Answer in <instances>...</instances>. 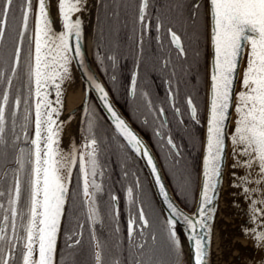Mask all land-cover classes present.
Listing matches in <instances>:
<instances>
[{
    "label": "snow or ice",
    "instance_id": "obj_1",
    "mask_svg": "<svg viewBox=\"0 0 264 264\" xmlns=\"http://www.w3.org/2000/svg\"><path fill=\"white\" fill-rule=\"evenodd\" d=\"M154 3L155 0L139 2L137 22L142 26V36L152 28L149 9ZM86 4L87 0H58L61 30L57 31L50 17L49 0H0V85H4L0 91V168L14 165L0 175V181L7 183L6 188L0 183V264H57L62 221L70 198L76 195L81 199L85 220H76L65 237V246L74 252L79 250L82 229L87 225L94 264H106V251L113 253L107 264H178L183 255L178 222L183 223L188 233L189 264H209L211 230L218 211L227 155L226 138L230 139L232 147L230 167L244 169L242 175L232 173L234 182L230 185L240 188L250 201L249 219L254 227L245 228L244 232L255 240L257 247H264V0H207L212 50L210 90L202 183L192 215L170 199L147 146L114 110L104 88L85 70L111 114L116 132L133 152L146 158L168 209V216L162 222L151 221L143 207H136L134 189L129 187L127 199L132 207L126 240L122 243L116 239L111 248L101 239L103 218L99 198L104 195V187L99 178L104 171L98 159L99 143L93 135L94 119L88 120V135L82 145H73L70 151L61 147L62 86L71 78L74 60L84 68L83 22L78 16L73 17L84 11ZM185 7L183 2L176 5L181 15ZM203 8L201 0H194L188 10L187 19L193 27L204 15ZM33 18L34 27L30 31ZM154 19L155 30L161 33L164 22L159 15ZM166 33L177 55L185 57L181 35L172 27H168ZM196 35L198 38V33ZM156 38L159 40L160 36ZM139 43L142 46V38ZM22 53H25L23 76ZM245 58L241 77L238 69L244 65ZM136 83L134 74L133 94ZM237 85L239 91H236ZM53 91L55 100L49 98ZM186 103L191 119L200 124L197 106L191 98ZM176 112L179 114V108ZM232 112L235 127L228 132ZM159 113L164 115V109ZM167 145L170 154L176 158L181 156L172 138L167 139ZM77 167L76 190L73 191V170ZM179 182L187 189L189 179L182 172ZM107 195L112 206L108 215L115 218L118 197L111 192ZM120 231L119 226L114 228L115 234Z\"/></svg>",
    "mask_w": 264,
    "mask_h": 264
},
{
    "label": "flooded vegetation",
    "instance_id": "obj_2",
    "mask_svg": "<svg viewBox=\"0 0 264 264\" xmlns=\"http://www.w3.org/2000/svg\"><path fill=\"white\" fill-rule=\"evenodd\" d=\"M114 2L116 3L115 21L118 22V19H120V21L123 20L128 23H124L122 28L117 24L116 29H114L115 40L112 55L114 59H112V63L115 74L111 76V81L109 82L107 78L102 77L99 70H97L107 85L117 106L129 119L131 124L149 142L162 166L160 153L165 151L169 156H172L170 154V146L167 145L168 138H172L173 142L181 150L179 144L182 139L179 136L181 131L201 128L200 124H197L191 119L186 101L188 98L193 100L198 108V115L201 122L203 112L200 113L199 97L202 93L204 96L205 82L203 84V90L201 82L203 80L205 81V77L202 78L200 66L194 72L190 67L184 65V71H186L183 72L184 75L178 73V68L174 64L175 59L183 63L185 62L181 60L183 57H179L174 46L170 44V38L167 36L166 29L172 27L174 31L181 35L185 51L188 54L191 50L190 41L186 35L187 30L185 26L178 23L176 17L173 18L165 14L163 0H155L154 6H150L149 11L153 17L152 28L143 36L141 34L142 26L137 22L140 0H114ZM193 2L194 0H191L189 3L188 10L191 8ZM201 3L204 4V1L201 0ZM129 4H132V6L135 5L134 8H129L130 13L128 14L123 13L125 11L129 12L127 7L124 8V6ZM33 10L35 12V2L33 4ZM156 15L160 16L165 25L161 33H157L155 30L156 21L154 17ZM119 17H123V19ZM33 20L30 21V31L33 28ZM158 35L160 36L159 40L156 38ZM141 38L143 40L142 46L139 43ZM97 49L99 48L96 46L94 50V46L92 45V58L93 61L94 59L97 61L96 68L98 66L99 69L103 70L94 55ZM25 51H27L26 48ZM23 56L24 53H22ZM179 69L182 70L183 68L179 67ZM134 74L137 81L135 94L132 93L131 87V80ZM161 108L164 109V115H160L159 113ZM176 108H179V114H177ZM87 116L88 112L85 122H87ZM110 129L111 132H109L108 137L114 139V141L98 142V159L104 171L103 177L99 178L102 180L104 187V195L99 198V208L103 218V235L101 239L106 241L108 248H111L116 239H119L122 243L126 240L127 220L132 207L127 199V189L129 187L134 189V195L137 200L136 207H143L148 216V210L144 204L146 203L145 179L148 183L146 173L139 160L119 135L111 126ZM157 132H160L161 135L158 136L156 134ZM87 135L88 132L84 130L83 126L79 146L84 143V138ZM13 166L10 165L9 168ZM77 177L78 167L73 170V191L76 190ZM10 180L11 178L9 177L8 182ZM137 181H139L138 187ZM0 183H3L5 188L7 187V183L4 181H0ZM109 192L118 197L114 206L118 212V216L115 218L108 215L112 207L107 195ZM80 204L81 199L79 195L70 198L69 205L67 206V215L63 219L61 229L57 264L62 257L65 264H74V262L75 264H94L92 258V242L87 225L82 229V244L79 250L74 252V250L67 249L65 246V237L74 228L76 220L79 219L81 222L85 220L83 215L84 210L80 208ZM148 218L150 219L149 216ZM116 226H119L121 229L118 235L114 233ZM112 254V252L106 251V264Z\"/></svg>",
    "mask_w": 264,
    "mask_h": 264
},
{
    "label": "trees",
    "instance_id": "obj_3",
    "mask_svg": "<svg viewBox=\"0 0 264 264\" xmlns=\"http://www.w3.org/2000/svg\"><path fill=\"white\" fill-rule=\"evenodd\" d=\"M185 3L186 7L183 10V15L180 14V10L176 8V5L180 3ZM190 1L187 0H163V6L165 14L171 17H176V21L180 23L182 26H185L186 35L190 41L191 50L186 53V56L181 58L185 63L178 61L175 59L174 64L178 68V73L180 75H184L183 72L185 67L184 65L191 68L192 71H197L199 66L201 69L202 78L205 77V57H206V39H205V15L199 18L195 27L192 26V22L187 19L189 15L188 7ZM203 4V3H202ZM204 5V4H203ZM116 3L114 0H98L97 10H96V19L94 25V33H93V46L94 50L97 46V49L94 52L95 57L99 61L101 67L103 68L104 74L107 80L111 81V76L115 74V70L113 68L112 58L113 55V47L115 40V32L116 25L118 24L120 28L123 27L124 23H128L118 19V22L115 21L114 14L116 12ZM135 6V5H134ZM132 4L124 6L127 7L129 12L125 11L123 13H130L129 8H134ZM204 12V8H203ZM123 19V17H119ZM198 33V38L197 34ZM26 53V51H25ZM24 53V55H25ZM23 60L22 57V69L21 75L23 76ZM102 61V62H101ZM188 62V63H187ZM188 64V65H187ZM179 67L183 68L182 70ZM26 79V77H24ZM204 80L201 82V87L203 90ZM16 82L14 81V84ZM4 85H0V91L3 90ZM13 94L15 93V88H13ZM204 106V96L203 93L199 97V109L200 113L203 112ZM89 116L94 119V127H93V135L96 137L98 142H112L114 139L109 138L108 134L111 132L110 125L105 120V118L101 115L96 105L93 104L92 109L90 110ZM89 118H87L88 122ZM182 139L179 144L181 147V156L176 158L174 154L169 156L165 151L160 153V159L163 167V171L165 176L169 182L171 190L173 191L175 197L187 208H190L193 204L195 191H196V183H197V173H198V156L200 151L201 144V128L198 129H186L182 130L180 135ZM179 163H176V161ZM9 165H6L3 168H0V175L3 174L6 168H9ZM182 172L189 179V185L187 189L181 187L179 182V173ZM145 190H146V203L145 206L148 210V216L150 220L153 222H162L163 217L162 214L153 198V194L149 188L147 180L145 179ZM183 252V251H182ZM61 261H64L63 257L58 261V264H61ZM65 264V261H64ZM178 264H186L185 255L183 252L182 257L178 261Z\"/></svg>",
    "mask_w": 264,
    "mask_h": 264
},
{
    "label": "water",
    "instance_id": "obj_4",
    "mask_svg": "<svg viewBox=\"0 0 264 264\" xmlns=\"http://www.w3.org/2000/svg\"><path fill=\"white\" fill-rule=\"evenodd\" d=\"M204 1V8H205V21H206V62H205V94H204V112H203V118L202 121L200 122V126H201V144H200V152H199V157H198V173H197V183H196V191H195V197H194V201L193 204L190 208H186L174 195V193L171 190V187L168 183V180L163 172L162 166L159 162L158 157L156 156L155 152L153 151L152 147L150 146L149 142L144 138V136L131 124V122L129 121V119L123 114V112L121 111V109L117 106V104L115 103L107 85L105 84L103 78L101 77V75L99 74L96 65L92 59V52H91V45H92V39H93V33H94V27L91 29V37L89 38L90 35V30L87 29V25H86V21H85V15L84 12H80L78 14H76L73 19H75L77 16L82 20V30H83V36L81 39V51L84 54V68H81L79 62L77 61H73V66L75 67L79 78L81 80L82 83V90H83V97L81 102L74 108H71L65 112H62L59 116V121L62 122H66L69 117H71L73 114L75 113H79V115L81 116V122L77 125L76 128V133H75V142L77 143V147L79 146V141L81 139V133H82V128H83V122L88 110V105L90 100L92 99L93 102L95 103V105L97 106V108L99 109V111L101 112V114L103 115V117L105 118V120L108 122V124L112 127V129L116 132L115 130V125L113 123L111 114L107 111V109L104 107V103L103 101L100 99V94L98 93V91L95 89V87L92 85L91 81L88 79V75L87 73L91 74L95 80L97 82H99V84L104 88L105 92L108 93V99L109 102L112 104L114 110L118 113V115L125 120V122L127 123V125L129 126V128L144 142V144L147 146V149L149 151V153L152 155L154 162L156 163L157 167H158V171L161 175V178L163 180V183L166 185V189L169 193L170 199L182 210L184 211L186 214L188 215H192L193 212H195L197 204H198V198H199V190H200V186L202 183V160H203V155H204V146H205V140H206V120H207V111H208V103H209V90H210V78H209V73H210V61H211V57H212V50H211V45H210V34H209V17H208V4H207V0H203ZM49 4H50V17L53 19L54 21V29L59 31L61 30V24H60V16H59V11H58V0H49ZM97 4H98V0H97ZM35 9H36V4H35ZM96 9H97V5L95 7V16H96ZM95 23V22H94ZM34 27V25H33ZM73 47L75 42L72 41ZM246 66V58H245V63L244 65H242L238 71L242 77V73L244 70V67ZM240 88L237 85L236 87V91H239ZM52 100H55V92L53 91L52 95L49 97ZM235 121V114L234 112L231 113V121L228 123L227 125V129L226 131L231 132L234 127ZM63 123V124H64ZM117 133V132H116ZM118 134V133H117ZM119 135V134H118ZM119 137L122 139V141L127 145V142L123 139V137H121L119 135ZM226 159L224 161V169H223V181H222V186L220 188L219 191V200H218V207H219V203H220V199H221V193H222V188H223V183H224V179H225V174L227 171V163H228V159L229 157H232L231 152H232V147L230 144V139L226 138ZM127 147L130 149V151L136 156V158L139 160V162L141 163L147 179H148V183L150 185L152 194H153V198L159 208V210L161 211V214L163 216V218L165 219L168 216V209H167V205L165 204L163 198L160 195L158 186L155 183V179L152 175L151 169L149 167V165L147 164V160L146 158H144L142 155H137L135 152H133L131 150V148L127 145ZM233 161V160H232ZM231 161V164H232ZM230 164V165H231ZM230 174H231V178L232 177V173L235 172L237 174V176L242 175L244 173V169L243 168H237L234 171L232 170V168L230 169ZM216 217H217V213L215 215V219H214V223L212 225V230H211V244H210V250H209V256H208V260H209V264H216V259L218 256V251H217V247L215 244V240H214V226H215V222H216ZM63 224V221H62ZM62 229V226H61ZM177 230L178 233L181 237L182 240V249L185 253V257H186V264H189V260H190V244L187 241V231L185 230V227L183 225L182 222H178V226H177ZM61 235V234H60ZM59 240L60 237L58 239V248H59ZM58 254V251H57Z\"/></svg>",
    "mask_w": 264,
    "mask_h": 264
},
{
    "label": "bare ground",
    "instance_id": "obj_5",
    "mask_svg": "<svg viewBox=\"0 0 264 264\" xmlns=\"http://www.w3.org/2000/svg\"><path fill=\"white\" fill-rule=\"evenodd\" d=\"M96 5L97 0H87L83 11L87 29L90 30L89 38L94 27ZM62 87L64 105L61 113L76 107L83 97L82 83L73 63L71 78ZM80 122L81 116L75 113L63 124L61 147L65 151H70L73 145L77 147L75 133ZM232 160L233 158L229 157L214 226V240L218 251L216 264H264V247H257L255 240L244 232L245 228L254 225L249 219L250 201L244 197L240 188L230 186L234 182L230 174ZM254 198L258 197L254 196ZM178 236L181 240L179 233Z\"/></svg>",
    "mask_w": 264,
    "mask_h": 264
},
{
    "label": "rangeland",
    "instance_id": "obj_6",
    "mask_svg": "<svg viewBox=\"0 0 264 264\" xmlns=\"http://www.w3.org/2000/svg\"><path fill=\"white\" fill-rule=\"evenodd\" d=\"M94 63H95V65H97V61H96V59H94ZM97 69H98L99 72L101 73L102 77L106 78V77H105V74H104V72H103V70H102V69H99L98 66H97ZM92 106H93V102L90 101V103H89V109H88V116H87L88 118H90L89 113H90V110L92 109ZM87 125H88V122H85L84 130H86V131H87ZM87 132H88V131H87Z\"/></svg>",
    "mask_w": 264,
    "mask_h": 264
}]
</instances>
